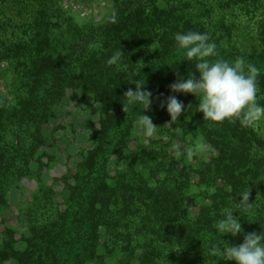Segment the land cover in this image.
<instances>
[{
	"label": "trees",
	"instance_id": "16d2710c",
	"mask_svg": "<svg viewBox=\"0 0 264 264\" xmlns=\"http://www.w3.org/2000/svg\"><path fill=\"white\" fill-rule=\"evenodd\" d=\"M189 30L207 33L218 58H243L258 69L256 102L264 106V0H110L101 20L82 23L54 0H0V62L11 65L23 90L15 102L0 103V203L43 142L42 126L67 89L91 95L97 121L64 200L46 204L49 213L29 219L17 240L5 233L0 264H89L101 257V228L107 248L119 253L113 264H235L212 245L239 244L243 235L221 238L214 222L248 190L254 203L240 217L244 233L264 231V133L238 120L204 119L198 103L171 129L199 135L203 159L195 165L177 160L178 143L171 141V156L170 149L161 150L155 170L142 167L153 157L142 152L147 176L135 171L134 161H126L119 181L108 175L112 159L131 156L130 130L143 111L128 106L125 92L144 84L153 102L178 78L199 75L196 61L174 40ZM122 49L128 67L117 70L107 60ZM161 172L165 176L155 177ZM193 177L209 191L207 202L190 214L183 190Z\"/></svg>",
	"mask_w": 264,
	"mask_h": 264
},
{
	"label": "rangeland",
	"instance_id": "374dc122",
	"mask_svg": "<svg viewBox=\"0 0 264 264\" xmlns=\"http://www.w3.org/2000/svg\"><path fill=\"white\" fill-rule=\"evenodd\" d=\"M54 1L76 23L101 20L110 5V0ZM240 41L247 47L253 42L248 36H241ZM22 92L21 81L16 77L11 65L0 62V103L4 100L8 103L15 102ZM169 95H176L183 102L184 110L198 103L197 99H199L191 93L179 92H169L160 99H154L146 115H149L157 126L156 131L153 136L146 137L138 129L137 120L133 123L129 137L131 156L126 160L112 159L108 166V175L112 178V183L115 177L120 180L117 176L119 172L128 170L126 161H134L135 171L139 170L147 176L148 172L144 169L149 166L155 170L154 164L160 160L161 150L170 149L171 156V141L172 145L178 143L177 146L175 145L177 160L195 165L199 159H203L204 144L199 135L183 134L179 129H171V117L166 107H161V103L166 102ZM94 106L90 94L82 96L76 89H67L59 102L53 106L52 114L42 126L43 142L31 155L21 175L4 191V201L0 203V242L5 235H8L5 233H12L15 239L19 238L20 233L25 231L29 219L39 221L49 213L45 209L46 204L53 200H64L68 194V183L71 182L82 155L92 146L90 134L97 127ZM157 112L160 114H156ZM255 126L258 132L264 133V120L257 122ZM172 133L174 137H171ZM175 137L180 140H175ZM144 151L153 157H148L145 166H142L143 169L140 167V159ZM164 174V172L157 173L155 177L165 176ZM190 180V184L183 190L184 205L189 209L190 214H194L198 207L207 202L209 189L198 184L195 177ZM152 183V179L149 178L148 184ZM100 233L98 253L101 257L89 264H113L119 253L107 248L103 228ZM1 264H15V262L13 259H6Z\"/></svg>",
	"mask_w": 264,
	"mask_h": 264
},
{
	"label": "clouds",
	"instance_id": "9594fccd",
	"mask_svg": "<svg viewBox=\"0 0 264 264\" xmlns=\"http://www.w3.org/2000/svg\"><path fill=\"white\" fill-rule=\"evenodd\" d=\"M174 40L188 60L196 61L195 69L199 75L192 73L178 78L169 86L171 92L191 93L199 97L197 111L211 122L238 120L247 127L264 120V106L256 102L258 69L254 65L245 66L243 58L234 61L218 58L216 44L210 41L207 33L192 30L177 32ZM124 55L123 49L115 51L107 64L115 66L117 70H126L128 65L123 63ZM135 85V89L129 88L124 97L129 107L142 106L143 111L136 125L146 137H151L157 126L149 115L144 114V110L152 103V93L144 88V84ZM161 107H166L171 122L177 120L184 110L183 102L176 95L167 96ZM249 195L250 190L241 192L238 195L240 199L236 200L237 207H225L220 218L214 222V228L221 238L226 234L233 237L242 234L243 242H227L226 245L216 242L212 245V251L225 261H235V264H264V231L245 234L240 220L241 216L247 217L252 209L254 202H249ZM208 203L211 204V201ZM234 212L238 214L234 215Z\"/></svg>",
	"mask_w": 264,
	"mask_h": 264
}]
</instances>
